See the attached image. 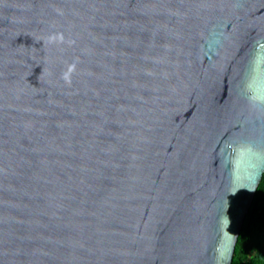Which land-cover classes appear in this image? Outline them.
I'll list each match as a JSON object with an SVG mask.
<instances>
[{"label": "water", "instance_id": "water-1", "mask_svg": "<svg viewBox=\"0 0 264 264\" xmlns=\"http://www.w3.org/2000/svg\"><path fill=\"white\" fill-rule=\"evenodd\" d=\"M264 173V0H0V264H231Z\"/></svg>", "mask_w": 264, "mask_h": 264}, {"label": "trees", "instance_id": "trees-1", "mask_svg": "<svg viewBox=\"0 0 264 264\" xmlns=\"http://www.w3.org/2000/svg\"><path fill=\"white\" fill-rule=\"evenodd\" d=\"M231 264H264V173L242 224Z\"/></svg>", "mask_w": 264, "mask_h": 264}]
</instances>
